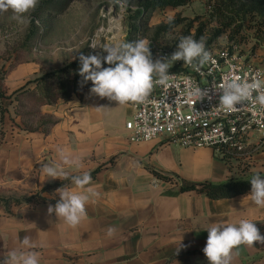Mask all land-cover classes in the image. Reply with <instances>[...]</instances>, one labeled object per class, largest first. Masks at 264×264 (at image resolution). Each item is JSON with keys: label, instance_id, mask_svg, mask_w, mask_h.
<instances>
[{"label": "crops", "instance_id": "1", "mask_svg": "<svg viewBox=\"0 0 264 264\" xmlns=\"http://www.w3.org/2000/svg\"><path fill=\"white\" fill-rule=\"evenodd\" d=\"M247 32L244 56L249 64L264 69V26ZM31 64L7 75L10 90L26 81ZM42 111L57 119L45 136L25 134L4 117L0 192L31 194L51 181H61L46 177L41 169L60 163L57 149L64 148L82 160V168L64 166L70 176L97 168L90 186L98 195L86 206L87 219L76 228L55 213L49 215L48 201L0 213V257L20 249V240L27 235L35 244L28 251L38 253L40 264H208L203 248L205 229L212 224L238 225L249 219L264 235V208L252 203L251 190L217 199L182 190L205 181L264 175V138L251 135L245 155L227 163L207 147H181L160 138L131 142L124 127L131 104L119 106L90 90L45 105ZM66 186L74 188L71 182ZM57 189L44 196L59 198ZM110 226L116 229L113 237L106 234ZM235 251L231 264H264L262 244Z\"/></svg>", "mask_w": 264, "mask_h": 264}, {"label": "clouds", "instance_id": "2", "mask_svg": "<svg viewBox=\"0 0 264 264\" xmlns=\"http://www.w3.org/2000/svg\"><path fill=\"white\" fill-rule=\"evenodd\" d=\"M122 7H126L127 0H116ZM39 5V0H0V13L11 12V19L20 25L30 23V14ZM172 17L168 22H172ZM95 49L96 45H91ZM178 50L170 59H152L149 43L146 40L135 42L119 41L105 46L104 56H79V75L84 81H91L90 92L101 99L115 102L119 106L144 103L151 94L154 83L164 84L169 79L168 69L173 61H183L187 65H202L211 60V54L205 48V41H199L191 36L182 37L177 45ZM108 66L105 67L104 65ZM218 107L231 113L238 110V106L251 103L264 110V79L256 77L251 80L238 76H226L218 86ZM189 99L203 100L208 97V91L199 87H192L188 91ZM210 98V97H209ZM60 163L53 162L42 166V173L50 179L71 180L74 188L63 186L57 189L59 200L55 205L48 206V214L55 213L71 228L78 227L87 219L86 206L98 195L90 186L91 176L87 172L71 176L64 170V166L82 168V160L73 157L66 149L58 148ZM251 192L248 195L257 207L264 208V178L255 174L251 180ZM206 245L203 248L208 264H231L235 250L241 246L253 247L259 243L264 245V235L255 223L249 219H241L237 224L214 223L207 229ZM115 227L107 229V236L113 237ZM35 247L31 238L25 235L20 240V249H13L0 257V264H40L39 255L28 251ZM178 249L177 253L179 252Z\"/></svg>", "mask_w": 264, "mask_h": 264}, {"label": "rangeland", "instance_id": "3", "mask_svg": "<svg viewBox=\"0 0 264 264\" xmlns=\"http://www.w3.org/2000/svg\"><path fill=\"white\" fill-rule=\"evenodd\" d=\"M137 1L127 0L126 7H122L116 0H72L61 14L53 15L42 12L37 17L35 13L39 10V4L30 14V23L35 17L36 30L39 28L40 33L37 31L31 40L26 38L32 28L30 23L27 26L20 25L10 18L12 15L10 11L0 13V75L6 95H10L15 90H10V86L7 85V75L18 67H25L30 63L34 65L33 70L27 71L26 77L23 78V80H28L43 71L60 67L77 59L81 54L106 55L103 52L105 46L125 41L128 28V8H136ZM208 1L190 0L187 5L175 8H156L150 14L148 19L142 23L140 31L143 35L141 39L149 43L154 60L165 59L162 54L165 49L177 51L180 39L187 36L192 37L198 21L193 23L189 34H185V25L180 23L169 32L160 34L156 40H152L156 27L167 23L169 17L173 19L178 16L193 18L203 15ZM207 20L208 17L200 19V21ZM216 25V21L207 25L205 37L208 35L207 29ZM262 26L263 22L259 16H247L241 30V40L245 42L249 33L247 31L253 30L255 33ZM236 35L231 37V30L226 29L217 37L212 46L223 45L235 39ZM93 44L96 45L95 49L91 47ZM12 111L13 107L9 104V99L0 98V114L4 112V117L9 118L11 125H13L10 119ZM3 123L0 122V131L3 129Z\"/></svg>", "mask_w": 264, "mask_h": 264}, {"label": "built area", "instance_id": "4", "mask_svg": "<svg viewBox=\"0 0 264 264\" xmlns=\"http://www.w3.org/2000/svg\"><path fill=\"white\" fill-rule=\"evenodd\" d=\"M241 39L242 31L218 47L212 46L213 41L205 47L211 60L202 65L171 62L176 69L168 72L167 82L154 83L144 103L131 104L132 114L124 124L127 138L131 142L160 138L181 147H207L227 163L245 155L251 135L262 141L264 110L258 105L246 103L231 113L218 107L220 93L216 91L226 76L264 79V69L247 62ZM174 52L165 49L162 54L170 59ZM192 87L207 90L208 97L190 100Z\"/></svg>", "mask_w": 264, "mask_h": 264}, {"label": "trees", "instance_id": "5", "mask_svg": "<svg viewBox=\"0 0 264 264\" xmlns=\"http://www.w3.org/2000/svg\"><path fill=\"white\" fill-rule=\"evenodd\" d=\"M71 1L41 0L39 10L35 15L38 17L42 12H48L53 15L61 14ZM189 2L190 0H138L136 8H128V28L125 42H135L143 37L140 31L141 25L156 8H175L187 5ZM254 15L262 19L264 26V0H209L203 15L193 18L178 16L172 19L171 23L159 24L155 29V36L152 40H156L160 34L169 32L180 23L185 25V34H189V29L194 25L193 23L198 21L192 38L197 41L203 38L205 47H207L226 29L231 30V37L238 34L244 27L246 17ZM203 17H208V20L200 21ZM35 19L33 17L31 20L30 25L32 28L28 32L27 40L33 39L37 31L40 33L39 28L36 30ZM213 21H216L217 25L207 29L208 35L205 37V29ZM152 59L154 60L153 55ZM104 66L107 67L108 65L105 64ZM79 68V58L71 60L60 67L43 71L26 80L23 85L15 89L10 95H6L4 84L1 81L2 76L0 75V98L9 99V104L13 107L12 114L10 115L13 125L17 126L25 134L45 136L56 124L57 119L51 114L44 113L42 107L52 105L58 100L66 102L73 95H82L93 86L91 81H84V78L79 75ZM175 69V67L170 66L168 72ZM3 119L4 112L0 114L1 123H3ZM2 135L3 129L0 131V138H2ZM96 171L97 168L89 172L91 178L95 176ZM155 174L160 176L158 173ZM254 175L244 179H229L221 183L200 182L186 186L182 190H195L214 199L234 197L251 190L250 180ZM260 176L264 178V175ZM70 182V179L51 181L31 194L0 192V213L9 214L13 206L41 201H48L54 206L59 198H48L44 196V193H51Z\"/></svg>", "mask_w": 264, "mask_h": 264}]
</instances>
